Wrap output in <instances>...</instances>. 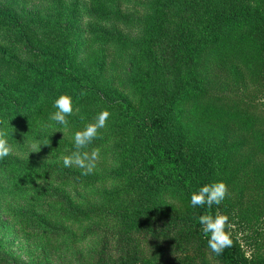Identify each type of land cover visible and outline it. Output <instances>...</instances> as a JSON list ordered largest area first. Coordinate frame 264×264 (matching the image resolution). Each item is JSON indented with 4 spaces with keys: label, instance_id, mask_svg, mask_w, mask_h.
I'll list each match as a JSON object with an SVG mask.
<instances>
[{
    "label": "trees",
    "instance_id": "1",
    "mask_svg": "<svg viewBox=\"0 0 264 264\" xmlns=\"http://www.w3.org/2000/svg\"><path fill=\"white\" fill-rule=\"evenodd\" d=\"M94 4L110 6L103 16L109 27L95 31L101 51L90 53L84 71L76 68L63 37L52 47H28L21 20L0 7V29L11 37L10 45L0 42V58L16 75L14 83L0 79V127L7 125L13 150L23 139L20 132L41 121L60 126L50 114L61 95L79 108L68 117L72 128L84 129L101 111L110 112L100 138L83 150L98 149L106 163L89 175L62 161H4L9 176L21 168L31 182L43 183H19L27 194L23 231L83 242L94 238L99 215L110 218L115 231L112 252L109 241H98L95 264H264V207L255 198L264 205L262 119L235 104H204L202 98L208 68L218 65L238 85L253 77L264 96V0H89L92 10ZM124 58L135 66L125 65L127 78L118 87L107 74L117 63L124 67ZM51 150L70 155L74 139L58 140ZM218 181L229 190L222 204L210 210L191 205L194 192ZM103 182L109 187L94 188ZM202 214L227 215L233 225V246L218 257L198 223ZM0 264L37 263L16 259L0 241Z\"/></svg>",
    "mask_w": 264,
    "mask_h": 264
},
{
    "label": "rangeland",
    "instance_id": "2",
    "mask_svg": "<svg viewBox=\"0 0 264 264\" xmlns=\"http://www.w3.org/2000/svg\"><path fill=\"white\" fill-rule=\"evenodd\" d=\"M94 6V10H92L89 6V0H0V7L11 9L23 23L28 33V47H52L56 38L63 37L60 38V41L66 43L67 48L71 51L73 63L81 71L89 67L90 56H92L90 53L94 49L101 51L99 49L102 45L100 43L101 38L94 34L95 31L109 27L108 21L104 20L103 16L109 12L110 6L107 4L105 9H99L100 4H94ZM134 8L138 9V7ZM130 11H132V7L127 10V12ZM113 21L114 25L123 33H129L124 26H120L115 20ZM131 33L134 34L135 30ZM10 39L9 33L0 29V42L6 43L4 45H10ZM84 43H86V47L81 48ZM92 45L93 47H91ZM21 58L23 59V57ZM119 63L124 67L118 66L117 63L115 70L118 73L113 70L112 76L110 72L107 74V80L118 87L127 78L121 73L122 70H126L125 65L129 68L135 66L134 63L125 58ZM223 67L224 65H218L208 68L207 77L204 78L205 95L202 96L203 103L235 104L238 109H242L246 113L259 115L262 119L260 127H263L264 96L258 82L251 77V83L247 81L246 86L238 85V82L231 80ZM0 79L8 83H14L16 80L15 72L6 58H0ZM43 108L44 106L40 107V110L33 114V117L37 116ZM41 123L31 132L30 130L20 132L17 137L23 135V139L15 143V150H12L9 156L0 160V241L5 243V249L9 254L24 262L90 264L94 257L95 264V257L99 248L98 241L102 242L104 238L109 241L108 250L112 252L111 234L115 231V223L110 218L94 216V238H88L83 242H73L67 237L40 238L28 235L22 229L20 211L22 212V204L26 201L27 194L23 193L20 187L22 185L28 187L33 183L43 186V183H37L39 180L31 182L33 179L29 178L26 171H20L21 168L13 171L14 176H9L10 169L8 166L3 167L4 161L11 157H16L22 161H32L28 162V165L62 161L61 157L52 154V145H56L58 140H73L74 133L83 130L70 126L65 129L61 125L52 124L50 121H41ZM12 142L9 140V143ZM45 143L48 145H44ZM33 145H40V151L34 150ZM105 164L104 159L100 157L95 169L104 168ZM108 187L109 183L103 182L94 188ZM92 198L96 199L95 196ZM255 198L263 208L262 198ZM166 200L172 201L169 196H166ZM98 209V207H94V210Z\"/></svg>",
    "mask_w": 264,
    "mask_h": 264
},
{
    "label": "clouds",
    "instance_id": "3",
    "mask_svg": "<svg viewBox=\"0 0 264 264\" xmlns=\"http://www.w3.org/2000/svg\"><path fill=\"white\" fill-rule=\"evenodd\" d=\"M53 107L56 111L50 114V120L65 129L69 127L68 117L79 114V108L73 107L72 97L68 95L59 96L55 100ZM109 117L110 112L103 110L97 114L94 122L87 124L83 130L74 133L75 151L62 157L64 167H78L83 170L82 175H89L94 171L96 163L100 159L99 150L93 149L91 152L83 150L87 149L94 140L100 138V130L107 126ZM80 119L84 120L85 117L80 115ZM10 134L6 124L4 127H0V160L12 153V145L8 139ZM44 145L48 144L45 143ZM40 147V145H33L34 150L40 151ZM37 183H41V181H37ZM228 192V186L223 181L206 184L191 195V205L202 208L207 206L210 210L213 205L219 206L222 204ZM197 220L203 234L208 237V249L212 254L218 257L223 254L226 248L233 246L230 231L233 225L227 215L217 214L213 216L211 214H202Z\"/></svg>",
    "mask_w": 264,
    "mask_h": 264
}]
</instances>
